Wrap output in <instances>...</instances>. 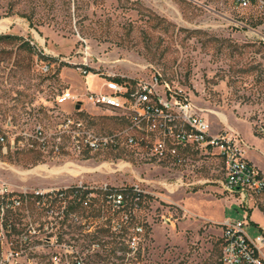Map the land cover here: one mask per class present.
<instances>
[{
	"label": "rangeland",
	"instance_id": "obj_1",
	"mask_svg": "<svg viewBox=\"0 0 264 264\" xmlns=\"http://www.w3.org/2000/svg\"><path fill=\"white\" fill-rule=\"evenodd\" d=\"M0 33L23 37L0 41V181L18 191L80 181L94 190L92 207L78 211L82 219L90 216L88 234L79 224H59L57 214L37 205L10 219L38 224L46 216L86 264H220L222 222L199 212L217 217L223 209L236 220L244 211L222 189L219 156L191 148L183 163L159 160L120 135L117 144L91 149L90 135L113 136L126 123L86 94L111 74L142 79L159 71L188 94L214 130H235L246 152L256 148L247 156L264 170V8L234 0H0ZM48 61L53 65L45 72L41 64ZM66 90L76 100L58 102ZM68 117L82 124L66 127ZM105 185L112 192L137 185L143 192L118 208ZM214 199L223 206L210 205ZM253 218L264 224V211ZM137 224L143 229L134 232ZM134 233L138 249L128 254ZM49 236L31 237L24 256L29 264H51Z\"/></svg>",
	"mask_w": 264,
	"mask_h": 264
},
{
	"label": "built area",
	"instance_id": "obj_2",
	"mask_svg": "<svg viewBox=\"0 0 264 264\" xmlns=\"http://www.w3.org/2000/svg\"><path fill=\"white\" fill-rule=\"evenodd\" d=\"M234 1L239 7L264 8V0ZM52 65L50 61L42 63L41 69L48 72ZM86 97L95 106L115 111L126 123L113 136L90 135L86 141L91 149L117 144L120 135L127 145L143 146L159 160L183 163L191 148L217 154L225 171L222 189L236 196L244 211L243 218L225 219L222 222L220 264H264V225H257L258 233L255 236L248 231L251 226L250 210L254 207L264 210V172L248 159L247 142L240 133L229 129L214 130L210 120L188 94L164 80L159 71L142 79L108 75L104 78L102 88L90 89ZM76 98L70 90L62 91L57 96L60 103ZM81 124L80 120L71 117L64 121L66 127ZM260 129L264 131V127ZM78 135L75 131L74 139L78 140ZM4 141L5 136L0 133V142ZM101 188L115 207L122 208L126 205L129 196L126 191L112 192L107 185ZM133 191L137 193L135 200H140L143 191L137 185L133 187ZM93 192L82 181L48 190L20 191L12 188L7 181H0V264H29L24 259L27 245L32 236L41 232L50 233L46 241L54 248L51 264H86L76 245L64 240L62 232L49 226L46 216L38 224L31 220L17 224L10 219V213L20 210L29 214L30 208L37 205L49 216L57 214L59 224H79L82 232L88 234L90 224L87 220L90 216L85 215L86 219H82L84 216L78 211L92 207ZM136 203L138 205L139 202ZM128 218L126 215V219ZM118 227L121 229L120 223ZM133 229L137 232L143 228L137 224ZM130 238L126 251L128 254L136 253L137 233ZM123 264L128 262L124 261ZM135 264L141 262L137 261Z\"/></svg>",
	"mask_w": 264,
	"mask_h": 264
},
{
	"label": "crops",
	"instance_id": "obj_3",
	"mask_svg": "<svg viewBox=\"0 0 264 264\" xmlns=\"http://www.w3.org/2000/svg\"><path fill=\"white\" fill-rule=\"evenodd\" d=\"M252 151H257V149L256 148H254V147H252V148H250L248 151H247V153H251ZM247 153H246V155H247ZM248 157V159L250 160V161H252L253 163H255L263 172H264V170L251 158V157H249V155L247 156ZM210 203V205H215V204H217L219 207H221V206H223V204H222V202L220 201V200H217V199H214V200H212L211 202H209ZM221 209V208H220ZM216 210V209H215ZM256 210H259V211H264L263 210V208H261V207H254V208H252L251 210H250V215H251V226L249 227V228H251V227H254L255 229H257V225H264V224H261L259 221H257V220H255L254 218H253V213L256 211ZM217 211V210H216ZM199 214L200 215H202V216H204V217H206V218H208V219H211V220H215V221H218V222H223L225 219H230V218H228V217H226L225 216V214H224V210L223 209H221V211H220V214L217 216V217H212L210 214L209 215H207L205 212H199ZM248 228V229H249Z\"/></svg>",
	"mask_w": 264,
	"mask_h": 264
},
{
	"label": "trees",
	"instance_id": "obj_4",
	"mask_svg": "<svg viewBox=\"0 0 264 264\" xmlns=\"http://www.w3.org/2000/svg\"><path fill=\"white\" fill-rule=\"evenodd\" d=\"M15 39H23V37L22 36H19V35H14V34H11V33H0V41H2V40H15ZM26 46L28 47V48H32V45L30 44V43H26ZM44 57L45 58H49V56L48 55H44ZM65 64V63H64ZM89 71V70H88ZM87 71V72H88ZM126 194H130L128 197H131L132 199H135V197L137 196V193L135 192V191H133V188H131L130 189V192H126ZM83 195V194H82ZM130 220H132V219H130V217L128 218V219H126V222L128 223V222H130ZM124 221V220H123ZM122 221V222H123ZM120 223V222H119ZM121 224V226L123 227V228H126V224L124 223L123 225H122V223H120ZM96 237V236H95Z\"/></svg>",
	"mask_w": 264,
	"mask_h": 264
},
{
	"label": "water",
	"instance_id": "obj_5",
	"mask_svg": "<svg viewBox=\"0 0 264 264\" xmlns=\"http://www.w3.org/2000/svg\"><path fill=\"white\" fill-rule=\"evenodd\" d=\"M79 106V105H78Z\"/></svg>",
	"mask_w": 264,
	"mask_h": 264
}]
</instances>
